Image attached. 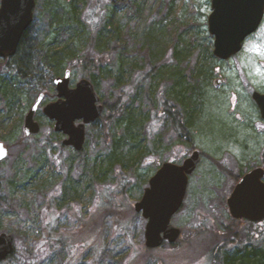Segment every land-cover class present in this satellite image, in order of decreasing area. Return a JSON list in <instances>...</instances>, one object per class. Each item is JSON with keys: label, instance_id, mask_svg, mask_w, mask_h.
<instances>
[{"label": "rangeland", "instance_id": "374dc122", "mask_svg": "<svg viewBox=\"0 0 264 264\" xmlns=\"http://www.w3.org/2000/svg\"><path fill=\"white\" fill-rule=\"evenodd\" d=\"M36 3L29 40L49 44V37L55 35L50 26L54 16L70 10L66 0ZM97 3V18L101 19L98 29L110 20L118 36L106 44V50H93L92 57L102 60L97 69H69L71 86L83 79L91 81L104 106L101 118L86 127L82 152L63 146L67 137L54 131V123L42 113V107L35 118L41 132L25 137V117L39 94L46 95L42 106L55 98L56 78L48 68H37L31 79L21 83L16 79L19 86L15 88L19 90L9 87V100L2 99L0 81V142L9 149V159L0 165V233L14 238L19 253L1 264H67L71 258L74 264H152L138 259L147 249L148 221L135 211V205L162 164H181L196 150L201 153L200 165L190 177L181 210L171 221L182 231L181 238L173 245L166 243L156 257L174 264H215L208 255L189 249L201 231H205V240L218 236L229 239V253L251 242L264 251V222L244 223L239 228L231 223L227 199L235 179L214 164L220 161L236 173L263 165L264 121L252 102L251 92L264 93V19L238 55L213 64L215 75L208 85L199 82L200 109L198 114H189L193 124L188 123L187 130L179 135L168 114L162 113L166 107L159 102L161 97L152 96L150 82L142 78L150 56L140 48L152 32L161 41L160 49L166 47L165 56L158 62H167L166 69H173L175 48L183 51L190 41L196 46L190 71L197 61L202 64L206 57L204 46L211 44L214 50V37L208 28L212 0H81L80 11L91 8L86 23L92 29L98 23L94 16ZM87 28L86 35L78 39V60H83L89 47H95L90 37L96 33L89 34ZM70 30L77 28L71 26ZM109 52L112 55H105ZM3 61L0 59V71ZM158 62L147 65L148 69ZM5 77L0 73V78ZM216 80L224 83L215 87ZM173 84L165 92V100L172 104L181 90ZM119 97L118 111L110 112ZM23 138L27 139L22 142ZM115 205L126 208L117 212ZM99 207L106 211L95 215ZM227 227L231 228L230 235L225 233ZM234 231L237 235L231 242ZM73 234L77 242L62 243L64 236L70 240ZM56 240L59 243L54 247ZM196 242L202 248L206 246L201 245V240ZM70 243L74 245L67 246ZM95 245L97 250L93 249ZM172 247H183L176 260L165 253L174 251Z\"/></svg>", "mask_w": 264, "mask_h": 264}, {"label": "water", "instance_id": "95a60500", "mask_svg": "<svg viewBox=\"0 0 264 264\" xmlns=\"http://www.w3.org/2000/svg\"><path fill=\"white\" fill-rule=\"evenodd\" d=\"M36 0H1L0 2V59L15 57L24 34L34 23ZM264 19V0H212L208 18L209 33L214 37L213 55L227 61L242 51L245 41L255 34ZM223 80L214 85L221 86ZM71 71L57 77L54 85L58 100L46 105L44 115L54 122V131L67 137L63 146L82 152L86 142V127L97 122L104 106L93 83L83 79L70 88ZM45 100L40 94L24 121L25 137L37 136L40 124L35 120ZM264 119V94L253 93ZM79 123V124H77ZM9 157V149L0 142V163ZM201 162L199 151L193 152L182 165L164 163L149 180V186L136 205L135 211L148 221L145 230L147 249H159L165 243L175 244L182 231L172 226L173 217L181 210L186 198L189 177ZM230 216L237 221L264 222V169L247 173L235 186L227 200ZM15 253V241L0 233V263Z\"/></svg>", "mask_w": 264, "mask_h": 264}, {"label": "trees", "instance_id": "16d2710c", "mask_svg": "<svg viewBox=\"0 0 264 264\" xmlns=\"http://www.w3.org/2000/svg\"><path fill=\"white\" fill-rule=\"evenodd\" d=\"M80 1L81 0H69V4L66 0V4L68 7V10L70 11H61L59 14L54 16V19L51 21V28L53 29L54 36L52 37V40L49 44H46L45 41L39 40V42L31 41L29 40V29L23 36L21 43L18 48V52L15 55V57L4 60L2 62V66L4 67L0 73L5 78H0V81H2L1 89L4 91V93L1 95L2 99L9 100L10 98V92L9 87H11L13 90L18 91L15 87L19 86V84L16 82V79L21 83V80H28L33 77L35 74V71L39 67H46L48 68L55 78L61 77L65 74L67 70H72L75 67H83V70L92 71L98 68V64L102 62L101 58L94 59L92 56L93 50H106L105 46L108 42H111L118 36V31L114 27V25L109 20L107 22V25L103 27L102 29H98L100 25L101 19L97 18V14L100 13V4H96L95 7H97L98 12L94 14L97 20V24L94 29H92L87 23H86V17L87 12L91 8H86L84 11H80ZM1 2V1H0ZM63 13V15H61ZM100 17V16H98ZM104 21H102L103 23ZM101 23V24H102ZM75 26L77 30L74 32H71L70 27ZM87 26L89 28H87ZM32 27V26H31ZM101 27V25H100ZM86 28L89 31V34L96 33V36H91L90 40L91 43L95 45L94 48H88L83 60H81L78 57L80 55V48L78 47L79 44V38H83L85 34ZM161 41L157 37L153 35L152 32L149 33V35L146 36L143 46L140 48L143 50L145 48V51H148L150 56V61L146 62V65L142 72H145V75L142 77L145 82H150L151 84V90L152 96H155L159 94V102L162 103V105L166 108H163L162 113L168 114V117L172 121V124L174 126V130L179 133V135H182L184 130H187L186 125L193 124L191 120L188 118L189 114H198L199 104L197 101H202L201 93H200V83L201 81H204V84H209L211 78L214 74V67L213 64L217 62L219 59L216 58L213 55V46L208 45L204 46L206 50V57L203 59L202 64L197 61V63L194 65L195 67L192 68L190 71V64H193V62L190 61V58H192L195 47L192 43L189 41L187 45L184 46L183 51H178L175 48V54H174V62L176 65H173L174 68L172 69H166L165 65H168L166 62H158L162 61L161 58L165 56V50L166 47L162 50L160 49ZM105 55H112V52L106 53ZM108 59V57L104 58V60ZM189 60L188 65H186L187 61ZM221 61V60H219ZM121 67L124 65V58L121 57L120 59ZM157 63L154 68L148 69L147 65H153V63ZM67 63H69L67 65ZM159 63L160 66H159ZM164 63V64H163ZM199 66V67H198ZM190 71V72H189ZM172 73L173 75L170 76L169 74ZM186 73V74H185ZM172 78V80H171ZM15 79V81H13ZM94 79V77H92ZM118 79L117 81H121ZM170 79V80H168ZM12 81V82H9ZM171 83H174L173 85L176 88H180L179 92L177 93V96L175 98L174 104H172L169 100H165L166 98V91L168 90V87ZM163 87L166 89L164 90ZM150 96V95H149ZM151 96V97H152ZM118 102L114 104L112 107L109 108L110 112L116 113L120 106H118ZM19 101L14 100L13 105L15 102ZM164 101V102H163ZM172 104V106H171ZM12 106V104H11ZM13 107V106H12ZM122 109V108H121ZM114 117V114H112L111 118ZM190 121V122H189ZM27 138H23L22 142L25 141ZM9 159V157H8ZM262 159H263V165H264V152L262 153ZM7 161V160H6ZM5 162V161H4ZM3 163V162H2ZM0 163V165L2 164ZM116 206L117 212L124 211L125 206ZM114 206V207H115ZM126 208V207H125ZM105 210L106 208H101L96 211L95 215H100V211ZM110 210L109 212H115ZM132 211V209H131ZM114 215V214H113ZM231 218V216H229ZM231 223L233 222L235 227L239 228V225H243L244 223L250 224V225H257L252 224L246 221H237L233 220L231 218ZM120 223L117 222V225ZM238 231V230H237ZM237 231H234V239H231V242H233L236 238L235 235H237ZM231 228L227 227L225 229L226 235H230ZM205 231H201L197 233L194 236V240L190 243L189 249L194 250L199 254H205L209 256V260L212 261L215 264H264V251L262 249H258L255 246V242H251L250 244H246L241 248L235 249L232 253H229L227 249L229 248L228 243H230L228 240H221L223 237H214L212 239L207 238L205 240ZM233 236V235H231ZM218 240H217V239ZM251 238H249L250 240ZM67 240L70 242L74 240V242H77V235H72V238L69 240L64 236V238L61 239L62 243L65 244ZM201 240V245H206L205 247H201L196 241ZM215 240L216 243H211L208 241ZM57 242H54V247L57 243H59V240H56ZM60 241V242H61ZM206 244H205V242ZM166 244V243H165ZM164 244V245H165ZM74 243H70L67 246H73ZM152 250V249H145V251L139 256L138 259H144L145 261L152 262V264H174L171 261L166 263L165 261L162 262L161 258L159 259L156 257L155 253H158L163 250V247ZM99 246V245H98ZM175 247V246H174ZM172 247V248H174ZM184 247V246H183ZM183 247H180L178 249H173L172 252H165L167 253V256H171L173 260H176L177 255L180 253L181 249ZM192 247V249H191ZM94 250H97L98 247L95 245L93 247ZM19 255L18 248L15 247V253L13 256L9 257L7 261L15 259ZM174 255V256H173ZM23 256V255H22ZM207 256V257H208ZM27 260V258H24ZM171 259V258H170ZM75 259L71 258L67 264H74ZM23 261V260H22ZM185 263V262H184ZM190 263V262H189ZM75 264H78L76 261Z\"/></svg>", "mask_w": 264, "mask_h": 264}, {"label": "flooded vegetation", "instance_id": "af4514ba", "mask_svg": "<svg viewBox=\"0 0 264 264\" xmlns=\"http://www.w3.org/2000/svg\"><path fill=\"white\" fill-rule=\"evenodd\" d=\"M263 22V21H262ZM76 85L77 84H75V85H72L71 86V84H70V88L71 89H74L75 87H76ZM254 92H257V91H255V90H253L252 92H251V99H252V102L254 103V105H255V107H256V109H257V112H258V114H259V116L261 117V119L264 121V119L262 118V116H261V112H260V110H259V107L257 106V104H256V102L253 100V93ZM259 93H261V92H259ZM261 94H264V93H261ZM45 99H46V95H45ZM58 100V98H57V90L55 89V98L53 99V100H50L47 104H45V106L46 105H48V104H50V103H52V102H55V101H57ZM44 103V102H43ZM42 103V104H43ZM42 104H41V106L39 107V109L42 107V113L44 114V112H43V109H44V107L45 106H42ZM33 106V105H32ZM39 111V110H38ZM38 113V112H37ZM77 124H79V123H77ZM197 151V150H196ZM195 152V151H194ZM200 152V151H199ZM200 155H201V153H200ZM187 159V158H186ZM185 159V160H186ZM184 160V161H185ZM184 161L181 163V164H179V163H175V162H173V163H175V164H178V165H182L183 163H184ZM171 162V161H170ZM214 164H216V165H219L220 167H222L225 171L227 170L228 172H229V174H230V176L232 177V178H234L235 179V185H234V187H233V189H232V191H231V193H230V195L232 194V192H233V190H234V188H235V186L237 185V183L247 174V173H249L250 171H252V170H254V169H257V168H262V169H264V165H259V166H257V167H252V168H250V169H248V171H239V173H236V172H233V171H229L228 169H227V167L222 163V162H220V161H216ZM228 163H226V165H227ZM163 165V164H162ZM200 165V164H199ZM198 165V166H199ZM225 167V168H224ZM198 168V167H197ZM195 172H196V170H195ZM194 172V173H195ZM193 173V174H194ZM192 174V175H193ZM191 175V176H192ZM190 176V177H191ZM190 177H189V181H190ZM230 197V196H229ZM228 200V199H227ZM228 207V206H227ZM229 210V209H228Z\"/></svg>", "mask_w": 264, "mask_h": 264}]
</instances>
